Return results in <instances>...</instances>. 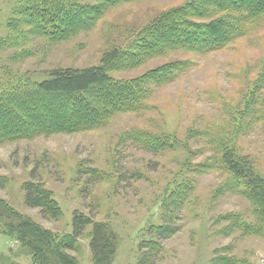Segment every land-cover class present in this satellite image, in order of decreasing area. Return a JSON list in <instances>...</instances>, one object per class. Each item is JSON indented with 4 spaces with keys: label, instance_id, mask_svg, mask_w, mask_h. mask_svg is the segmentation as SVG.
<instances>
[{
    "label": "rangeland",
    "instance_id": "1",
    "mask_svg": "<svg viewBox=\"0 0 264 264\" xmlns=\"http://www.w3.org/2000/svg\"><path fill=\"white\" fill-rule=\"evenodd\" d=\"M190 1L129 0L107 7L89 29L57 40L31 24L27 0H0L1 92L34 86L57 69L100 66L105 54L133 48L144 27ZM174 62L185 63L184 70L180 66L173 81L152 86L138 111L112 115L87 132L0 141V198L59 236L72 233L75 211L108 224L118 239L112 264H139L140 244L152 235L148 229L165 219L180 229L163 242L155 264H264V214L250 200L247 183L235 181L219 161L227 142L264 176V122L253 114L264 112V88L254 86L264 70V19L221 51L166 50L109 71L116 81H131ZM254 100L245 122L234 119ZM235 123L244 132L233 138ZM137 133L154 134L163 146L146 148L155 144L147 135L143 144L127 139ZM32 180L53 193L62 208L58 220H45L25 204L24 185ZM90 230L70 252L80 264H93ZM2 258L32 264L0 232Z\"/></svg>",
    "mask_w": 264,
    "mask_h": 264
},
{
    "label": "trees",
    "instance_id": "2",
    "mask_svg": "<svg viewBox=\"0 0 264 264\" xmlns=\"http://www.w3.org/2000/svg\"><path fill=\"white\" fill-rule=\"evenodd\" d=\"M127 1L27 0L25 9L31 15V24L39 32H49L53 38L63 40L89 29L107 7ZM263 19L264 0H191L184 7L161 14L144 27V36L133 48L115 49L105 54L100 66L57 69L51 72L49 79L34 86L4 88L7 90L5 93L0 89V124L7 121L14 124L11 129L0 126V141L87 132L104 125L112 115L138 111L145 106L146 97L151 96L152 86L173 81L175 71L180 66L184 70L185 63H166L131 81L114 80L110 76L111 65L127 69L130 65H139L148 58L160 56L166 50H184L202 55L221 51L247 34L248 26L258 25ZM254 86L257 90L264 88V70ZM254 109L255 100L247 110L238 111L234 119L243 123L245 120L241 118ZM253 114H260L257 121L264 122V112L256 110ZM232 125L229 133L233 138L244 132V129H238V123ZM244 126L241 124V128ZM143 135L148 136L145 137L148 142H155L153 148L150 144L146 148L154 151L163 146L160 137L151 133ZM143 135L137 133L127 139L142 143ZM214 141L211 143L210 140L211 145ZM226 145L219 161L235 181L247 183L248 194L252 196L250 200H254L258 204L257 210L264 214V176L256 171L248 156L237 154V149L231 146L230 149L227 142ZM214 167L216 165L208 164L207 168ZM24 193L25 204L39 209L43 219L58 220L62 216L60 204L41 182L32 180L25 184ZM73 221L72 233L59 236L20 214L0 198V232L16 241L19 251L32 257V264H80L70 252L76 251L78 240L89 227L93 264H112L118 239L109 225L78 211L74 212ZM164 221L148 229L152 235L140 244L139 264H155L158 253L164 249L163 242L179 231L180 228H175L167 219ZM213 261L216 263L219 260ZM0 264L18 263L2 258Z\"/></svg>",
    "mask_w": 264,
    "mask_h": 264
}]
</instances>
